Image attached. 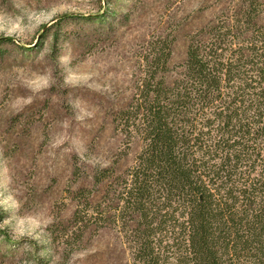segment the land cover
<instances>
[{"label":"rangeland","instance_id":"obj_1","mask_svg":"<svg viewBox=\"0 0 264 264\" xmlns=\"http://www.w3.org/2000/svg\"><path fill=\"white\" fill-rule=\"evenodd\" d=\"M254 5L264 24V0H0V264H130L95 173L140 148L117 116L149 41H169L170 80L191 34ZM88 199L105 218H73Z\"/></svg>","mask_w":264,"mask_h":264},{"label":"trees","instance_id":"obj_2","mask_svg":"<svg viewBox=\"0 0 264 264\" xmlns=\"http://www.w3.org/2000/svg\"><path fill=\"white\" fill-rule=\"evenodd\" d=\"M257 17L255 5L246 6L191 34L170 80L169 41H149L117 116L140 148L122 171L95 173L116 196L112 207L88 199L72 215L100 220L111 207L129 230L130 264H264V24Z\"/></svg>","mask_w":264,"mask_h":264}]
</instances>
